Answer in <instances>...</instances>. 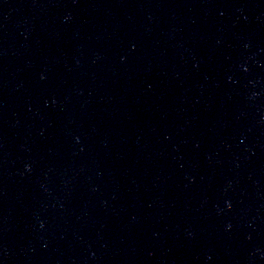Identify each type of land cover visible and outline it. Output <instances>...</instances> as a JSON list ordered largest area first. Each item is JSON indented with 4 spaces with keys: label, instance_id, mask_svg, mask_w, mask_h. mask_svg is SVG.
Wrapping results in <instances>:
<instances>
[{
    "label": "water",
    "instance_id": "1",
    "mask_svg": "<svg viewBox=\"0 0 264 264\" xmlns=\"http://www.w3.org/2000/svg\"><path fill=\"white\" fill-rule=\"evenodd\" d=\"M0 264H264V0H0Z\"/></svg>",
    "mask_w": 264,
    "mask_h": 264
}]
</instances>
